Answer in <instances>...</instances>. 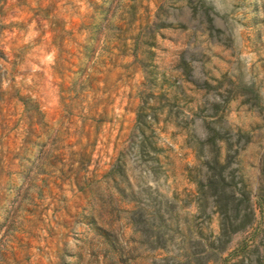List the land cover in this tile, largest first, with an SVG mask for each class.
I'll return each mask as SVG.
<instances>
[{
	"label": "rangeland",
	"instance_id": "374dc122",
	"mask_svg": "<svg viewBox=\"0 0 264 264\" xmlns=\"http://www.w3.org/2000/svg\"><path fill=\"white\" fill-rule=\"evenodd\" d=\"M213 132L256 188L264 0L0 1V264L255 263L258 212L197 255L218 228L191 147Z\"/></svg>",
	"mask_w": 264,
	"mask_h": 264
},
{
	"label": "trees",
	"instance_id": "16d2710c",
	"mask_svg": "<svg viewBox=\"0 0 264 264\" xmlns=\"http://www.w3.org/2000/svg\"><path fill=\"white\" fill-rule=\"evenodd\" d=\"M2 1V0H0ZM187 66L185 62L182 63ZM146 125L139 122L138 129L144 135ZM217 134L213 132L205 141L193 139L191 150L194 154V165L191 171L199 170V167L205 169L203 179L190 177V182L194 185L193 201L195 208L205 214L206 209L210 208V219L216 215L218 233L214 242L207 243L199 232V237L195 238L197 245L202 250L197 255H202L208 250L215 251L216 254L224 252L233 235L243 232L256 222V212L261 219L264 218V169L262 167L260 176L257 178V187H249L241 177H237L236 170L231 169L233 158L226 154L223 158L216 149ZM151 148V143L144 137L142 149ZM208 148V154L204 156V150ZM200 218V217H198ZM264 239V238H263ZM216 244V245H215ZM259 248L252 252L257 255L255 263L249 260L247 263L241 258L236 264H264V240ZM248 248L247 242H242L239 248L241 253H245ZM249 254V251L248 253ZM251 254V252H250Z\"/></svg>",
	"mask_w": 264,
	"mask_h": 264
}]
</instances>
